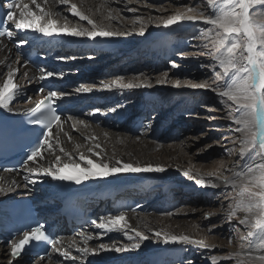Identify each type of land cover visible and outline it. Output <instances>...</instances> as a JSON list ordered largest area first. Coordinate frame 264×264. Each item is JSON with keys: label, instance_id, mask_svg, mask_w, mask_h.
Returning <instances> with one entry per match:
<instances>
[{"label": "snow or ice", "instance_id": "1", "mask_svg": "<svg viewBox=\"0 0 264 264\" xmlns=\"http://www.w3.org/2000/svg\"><path fill=\"white\" fill-rule=\"evenodd\" d=\"M59 3L68 5L67 10L70 15L78 17L81 21L86 20L91 25V29L72 28L68 24L67 17H65V23L61 25L56 19L51 18L53 13L46 11L41 3H38V0H31V5H35L36 10H33L27 3L21 4L19 0H13L8 7L9 9L20 8V18L14 20L13 12L9 11L6 22H14L16 30L31 31L44 37L87 38L94 42L99 39L101 43L129 34L106 30L104 27L98 26L81 12L76 4H70L69 0H59ZM206 4L213 10L214 14L205 15L203 11H199L196 7L186 6V11L170 15L157 23L156 26L169 28L185 21L209 26L203 30V36L207 40L203 47L208 48L211 45V48L203 54L211 56L215 62L214 65L209 66L215 79L211 84L207 80L200 83L186 81L184 86L214 92L227 109V116L230 120L228 127L233 134H239L233 140V143L235 144L238 141L240 158L244 163L236 166L237 170L231 179L228 177H221V179L225 185L232 184L234 187L239 188L237 207L242 208L246 213L245 217L239 220V225L249 229L246 235L241 236V241L247 243L248 250L245 255L252 264H255L256 261L259 264H264V255L255 257L252 255L254 247L264 250V24H257L252 12V9L257 5H264V0H206ZM129 11L135 12L136 9H129ZM145 29L146 25L141 23L137 34L143 36ZM5 35L11 38L13 35L12 30H0V37ZM26 43V40H19L17 46H23ZM57 59L67 61L75 59V57H57ZM171 66L177 67L178 65L173 61ZM217 67L220 69L219 71L216 70ZM16 71L10 70L4 77L3 82L0 83V108L9 111H12L9 107L10 103L18 95L24 94L20 86L15 83ZM39 72L40 74L36 79L41 82V85L45 81H51L56 77L63 78V73L57 74L43 67L39 69ZM27 75L25 73V76ZM122 81L123 77H117L110 84L103 82L102 84L105 89L113 87L119 89L151 87V83L130 82L125 84ZM166 82V76L165 79L156 81L158 85ZM172 86L181 87V81L177 79ZM77 91L87 93L92 91V88L80 87ZM37 94L45 95L35 107L28 110L29 114L33 116L39 114V118H34L30 122L33 125L43 126L45 130L25 161L26 170L33 176L51 177L53 180L81 185L90 180L105 179L119 174L164 173L167 170L163 166L153 164L139 165L119 160L112 162L106 157L101 145L98 143L94 144V147L88 148V153L91 155L81 152L78 157H73L71 153L65 152L64 148L60 147L59 151L68 158V162H62L61 156L56 155L55 163L45 167L40 161L44 159L45 151H54L52 141L55 140L56 144L59 145L61 143V133L68 136L63 125L67 121H73V127H75L76 123L82 124L84 121L77 120L72 115L65 117L63 113L57 111V102L69 93L54 88L46 89L41 86L38 88ZM117 110V108L110 109L111 112ZM94 113L104 114L100 109L93 110L89 114ZM232 125H235V127L233 128ZM53 129H56V131L54 132ZM86 139L94 140L95 138L87 137ZM96 149L101 150L97 151ZM230 151L226 149V152ZM249 160L253 162L248 163ZM29 162L37 166L28 167ZM5 171H13V169H5ZM227 171H232V169ZM184 175L189 174L184 173ZM237 181H239L238 184ZM30 183H37V181L31 180ZM197 183L205 185V180L200 179ZM0 191L3 190L0 189ZM235 215V211L230 213V217ZM92 223L104 231H122L127 239L133 242L120 247L112 245L111 249L109 245L105 244H101L99 249L77 247L76 251L81 254V257L95 254L100 250L114 249L117 252L138 250L141 248L142 243L149 239L143 232L130 227L125 212H121L119 215H110L107 219L101 217L99 223L95 220ZM129 232H134V235H130ZM154 235L157 239H160L162 234L155 232ZM90 238L84 237V242L87 243ZM33 242L50 246L55 253H58L59 257L70 261L71 264H76V261L81 259V257L73 256L68 250L61 249L58 246L61 242L60 237H53L49 234L45 230L44 224H38L32 227L30 231L23 233V238L12 246V257L20 255ZM163 242L165 244H197L201 248L207 247L203 241L194 240L188 235L163 234ZM241 247H244L243 243ZM45 257L51 258L49 253H45V256H42L41 259L43 260ZM229 258L231 259V257ZM213 264H215V261H213ZM237 264H240V262L238 261Z\"/></svg>", "mask_w": 264, "mask_h": 264}, {"label": "bare ground", "instance_id": "2", "mask_svg": "<svg viewBox=\"0 0 264 264\" xmlns=\"http://www.w3.org/2000/svg\"><path fill=\"white\" fill-rule=\"evenodd\" d=\"M97 1L69 0L70 4H76L78 9L81 12H83L86 16H88L90 19H92L98 26L104 27L106 30L119 31V29H116L115 26L113 25L115 21L119 22L120 24L123 22L122 20L119 19V16L117 14V10H118L116 8V6H118L117 0H102V1L97 0ZM19 2L21 4L27 3L32 7L33 10H36L35 5H31V0H20ZM38 3H41V5L45 8L46 11H50L51 13H53L51 18L56 19L58 23H60L61 25L65 23V17H67L68 24L70 27L91 29V25H89L86 20L85 21L79 20L80 22H76L72 20L70 22L69 19L71 15L67 10L68 5L60 4L59 0H38ZM20 11H21L20 8L18 7L14 8V13H13L14 20H18L20 18L19 17ZM62 15H64V17H60ZM11 24L13 26L12 37L7 39H0V83L3 82L4 77L10 70H17L15 83L18 86H20L24 94L18 95L10 103L9 107L12 109V111L0 108V113L23 114L26 112L27 109H30L31 107L35 106L46 94V93L37 94V92L35 91V87L41 84V82H39L36 79V77L39 76L40 72L36 71L35 67L26 61L25 59L26 50H24L23 46H17V41L19 40H26L28 44L36 43L45 46L47 50V56L43 58V60L45 61L44 69L53 71L54 73L57 74L63 73V78L56 77L51 81H45V82L57 83L58 86L57 88L59 89V91L66 93L72 90L71 88L74 87L73 83L77 79H79V77L78 78L76 77L77 79L76 78L72 79V77H74L72 74L80 73V72L82 73L83 70L80 69L85 64L81 63V61L78 63V59H79L78 57H75V59H69V61L72 60V62L69 63L67 61L58 60L57 57L76 56L74 54V51L76 52V54L77 52L80 53L83 52L84 54L91 53L92 56H97L99 52L106 51V53H100V54L105 55L106 60L110 62L107 65L105 64L99 65L98 63L99 61L86 64L88 66H92V68L89 67V69L92 70L91 75H93V77L87 78L85 80L81 78L82 80L80 81H88V82L96 81L98 77L100 78L103 77V76L101 77L99 74V72L102 73V71H106L108 72L107 74H111V75L122 71L129 72L127 68L136 67V65L139 64L140 61L147 63V64H143V66H145V69H150L152 71L155 70L159 71L160 69L163 70V68L161 67L162 65L161 62L159 64L156 63L153 64L151 62V59H147L146 57L145 59L142 58V54H134L139 52L142 53L143 52L142 49L147 43L144 44L139 51L136 48L126 47L128 48L126 49L128 52H125L126 51L125 50L122 51L120 54H115V52L119 50L117 48L122 47L124 43L123 39L120 37L111 39L104 43H101L99 39L94 42L88 40L87 38H76V37H66V36L44 37L39 33H34L31 31L22 32L20 30H16L14 22L11 21ZM160 36H163V40H164L167 37H169V34L164 30L156 31L154 37H160ZM150 37H152V35ZM152 44L154 45V47L152 45L151 46L155 48L153 50L157 51L156 48H158V43L154 42ZM108 51L110 53H107ZM158 51L162 52V50L159 49ZM161 52L160 54H162ZM170 52H172V48L168 46V53ZM113 55L117 57L116 60L114 59ZM126 55H129L127 58L132 59L134 64H129L130 65L129 66L127 64L122 65L119 63V58L120 57L126 58ZM161 59L164 58L162 57ZM94 66L96 67L97 72L93 71ZM140 66L142 65H138L137 67ZM78 67H80V69H77ZM132 71L136 73L139 72L140 69L136 68L133 69ZM25 73H27L28 75L25 76ZM152 78L153 77H150L149 79L151 80ZM27 87H30L29 91H26ZM111 90H114V92ZM131 90L132 89H130V91ZM128 94L129 93H127L126 89H119L113 87L110 89L103 88L101 90L90 91L87 93L82 91H77L76 93L75 92L69 93V95L63 97L60 101H58L60 105H62V107L78 105L81 110H86V109L88 110L84 116L75 117L77 120L84 121V123L82 124L76 123L75 127H73V121H67L63 125V127H64V131L68 133V136H65L63 135V133H61L60 135L61 143L59 145H57L55 140H53L52 144L54 151H47V152L45 151L44 159L40 161V163L43 164L45 167L53 165L55 163L56 155L61 156L62 162H68V158L59 151L60 147H63L65 152L71 153L73 157H78L79 153L81 152L91 155L90 153H88V148L94 147V144L98 143L101 145V149L106 154V157L112 162L119 160L123 162L139 164V165H146V164L159 165L167 169L164 173L119 174L117 176H110L105 179L90 180L82 183L81 185H76L71 182H62V181L53 180L51 177L33 176L30 172L26 170V167H24L18 173L4 174L0 172V189L3 190L0 191V201L31 194L35 196L37 200H45L46 197H50L49 202L54 203V206H56L57 203H61L64 199L74 194L75 191H80V190L90 191L95 189L99 191V193H104L114 187L122 188V186L126 182H129L134 184V187H139L141 191L146 194L148 199H150V197L156 196L157 199L161 200L160 198L165 194L157 195L158 192L160 191H155V188L159 185L166 186L169 192L168 194L169 197L174 198L176 201H179L182 204L181 198L189 197L186 196L188 195L187 192L190 193V196L194 195L196 193L195 192L196 190L193 189L188 191L187 187L190 186L188 184H184V186L187 187H183L178 184L171 186L174 183L173 178H176L175 173L177 170L182 172V175H184V173H188L189 175H187V177L204 179L205 185H199L198 183L192 182L193 184H198V186L196 187L200 191L204 192L203 195L208 194V192L212 189L215 190L218 187H224L229 185V184L225 185L222 182L221 176H218L219 175L218 173H214V172L207 173L204 172V170H201L200 168L195 170L193 169L195 172L192 169H185L186 167L193 165V160L188 157H185L186 154L184 150L185 148L190 147V143L187 141V139L185 140L182 138L180 142L175 143L173 146L164 147L162 143H160V140H163L165 137L170 138L171 140L172 139L177 140V139L171 138L170 136H165L163 138L164 135L160 136L159 139L155 138V136L153 135L154 131L151 128L144 129V127H141L142 122H143V126L146 124V118L144 119L140 110L116 111V112L118 111L127 112L126 116L120 119H115L120 121L124 120L126 122V125L124 126V128L127 127V129L125 128L126 131H122V129L117 127L116 125H113V128H110L108 126H105L103 123L100 125L96 124L88 118L89 113H92L93 110L100 109L106 111L105 109L95 106L96 100L104 101L105 99H114L120 101L121 103H125V102L130 103L131 102L130 100L133 98L132 95H136V94L131 93V96H129ZM29 97H31V99H29ZM157 97L158 96H156L155 99L151 100V99H147L145 96L146 100L143 102L140 108H144L145 105L147 104H149V107L150 104L152 106H156V103H158L159 105L161 104L162 105L161 107L156 106V108L152 107L154 109H150L151 111H153L152 115L150 114L149 117L150 121L152 119H155L156 121L159 120L158 114L160 113L162 114L160 110H165V111H170L171 116L173 117L171 125H173L175 123V120L180 118L181 116L180 111H182L183 113L185 110L183 109L179 110L178 108H174V110L168 109L169 105L167 101H165L164 99H157ZM106 112L109 116L116 113L111 111H106ZM94 114H98V113H94ZM121 115L123 116L124 114L121 113L118 114V116ZM113 116H116V114ZM167 120L168 118H166L163 115V117H161V124H164ZM176 126H179L180 128L186 130L185 126L181 127L179 124H175L174 127L171 126L170 130L176 128ZM181 130L179 131L175 130L176 132H174L173 135L181 136L180 135ZM53 131L55 132L56 129H53ZM184 134L186 135L188 133L186 132ZM87 137H94L95 139L94 140L86 139ZM163 141L165 142L167 140H163ZM182 143H185V148H182ZM101 149H96V150L100 151ZM161 158H164V160ZM27 166L36 167L37 165L29 162ZM223 173L224 171L220 170V175H222ZM210 174L213 176L209 181L210 177H208V175ZM31 180H36L37 183H30ZM137 191L139 190L137 189L128 190L130 194H133L134 192ZM198 194H202V193L198 192ZM198 194H195L194 196H192V198L197 199L198 197L199 199L201 195ZM193 205L194 204H192V206ZM151 206H153V204L152 202H149L148 207L152 208L149 209L150 214L157 211L156 208H153ZM108 209L109 208L107 206L104 207V213H106V210ZM193 209L194 207H190L188 210H185L183 212L181 211H176V212L178 215L182 216L187 214L186 211L188 213H191ZM169 211L171 210H167L166 212ZM132 212L134 213L136 212V214ZM138 212L142 213L143 211H138ZM125 213L128 219V223L132 229L139 231V228H142L144 234L149 236V239L145 240L142 243L140 249L131 250L126 258H132L133 260H140V257L147 256L149 258H152L151 259V261L153 262L152 264H158L159 261H162V254H164L167 258V262L165 264H176L174 263L175 260H181L179 248H181L184 244L187 243L165 244L163 242V234L177 235V236L188 235L190 238L194 240H198L199 236L201 237L203 236L201 232L198 233L199 236H195V231L197 229L194 226V224L188 221H178L177 218L176 219L167 218L164 220L161 219L158 220V218H156L155 215H151L152 217H146V216L142 217L140 214H137V211L135 210H130ZM109 216L110 215L104 214L101 217L107 219V217ZM155 232H160L162 234L160 239H158L161 241H158L156 239L154 235ZM189 232L190 234H188ZM105 233L112 234L113 237L118 235L125 236L124 232L122 231H105ZM129 234L134 235V232H129ZM84 237H91V238L88 240L87 243H85ZM125 239L129 243L133 242V241H129L126 236ZM13 242L8 244L4 242H0V264H21V263L25 264L24 262H20L22 260V256L16 260L11 258V246ZM93 242L95 241L92 240V236L90 235V232H85L81 237L77 235L75 238L61 239V242L58 246L61 247V249L63 250H68L73 256L81 257V254L76 251V248L87 247L92 249ZM213 242L216 243L215 240L212 241V243H208L204 241V244L207 245V247L203 248V249H207L206 252H210V253H213L215 250L216 253L213 255V257H211L212 258L210 259L211 261L220 262L222 261V259H227V258L229 259V257L233 258V256L230 255L227 257H220L221 251L219 247L214 246ZM192 245L198 246L197 244H192ZM185 246L187 245H184L183 247ZM183 247L180 249L181 253ZM231 253L233 252L231 251ZM258 253L259 252H254V257L257 256ZM98 256L99 255L96 254H89L86 257H81V259L77 260L76 264H101L100 262H104V261L112 262V261H123L126 259L116 255H111L109 253H105L104 256H102L103 258L102 260H97ZM35 264H71V262L64 260L62 257H59L58 253H55L53 251L51 258H48L44 261H40L37 259L35 261ZM255 264H259V262L256 261Z\"/></svg>", "mask_w": 264, "mask_h": 264}, {"label": "rangeland", "instance_id": "3", "mask_svg": "<svg viewBox=\"0 0 264 264\" xmlns=\"http://www.w3.org/2000/svg\"><path fill=\"white\" fill-rule=\"evenodd\" d=\"M117 5V14L119 16V19L123 21V24L115 21L113 25L116 29H119V32H125L129 34L120 37L123 39L124 43L122 47L117 48L119 50H115V54H120L122 51H125L128 48H136L139 51L140 48H142V46L147 43L143 47L142 53L139 52L134 54H142V58L145 59L146 57L147 59H151V62L153 64H159L161 62V67L163 68V70L160 69L159 71H152L150 69H145V66H143V64L147 63L140 61V63L137 64L136 67L127 68L129 72L113 74L106 77L103 76L102 78L98 77L96 81L91 82L80 81L82 79L85 80L87 78L93 77V75H91L92 70L89 69V67L92 68V66H88L86 64L99 61V65H107L110 62L106 60L105 55L100 54L106 53V51L99 52L97 56H92L91 53L84 54L83 52H77L76 54V52L74 51V54L76 56L73 57H78V63L81 61V63L85 65H83L81 69L80 67L77 68L83 70L82 73L80 72L72 74L74 76L72 77V79L76 77H79V79L76 78L77 80L73 83L74 87H72V90L68 93H76L77 89L80 87H89L93 89L92 91L101 90L104 88L102 82L109 84L117 77H123L122 82L125 84L130 82L151 83V87L133 88L131 91L130 89H126L127 93H129V96H131V93L136 94L132 95L133 98L130 100L132 103H130L132 109H136L139 103L145 100V96L147 99L151 100L155 99L156 96H158L157 99H164L165 101H167L169 105L168 109L174 110V108H178L179 110H185L183 113L182 111H180L181 116L180 118L175 120V123L173 125H171L173 117L171 116L170 111L160 110L162 114H158L159 120L161 121V117H163V115L168 118L164 125H162L163 132L161 133V136L164 135L163 138L170 131L173 134L174 132L182 129L179 126H176V128L170 130V127H174L175 124H179L181 127L185 126L186 128V130H181V136L176 135V137H179V139L171 140L165 137V140L167 141L164 142L163 140H160V143H162L164 147H170L175 143L180 142L182 138L185 140L187 139V141L190 143V147L185 148V143H182V148H185V157L193 160V165L188 166L185 169L195 170L200 168L201 170H204V172L218 173V176L228 177L229 179H231L234 175V172L237 170L236 166L238 164H243L244 161L240 158L238 141L235 144L233 143V140H235L236 136H238L239 134H233L228 127L230 120L227 116V109L224 107L219 97L214 92L202 89H191L184 86L186 81L192 83H200L207 80V82L211 84L215 79L213 72L209 67L210 65H214L215 62L213 61L211 56L203 54L211 48V45H209L208 48L203 47L204 44L207 43L206 38L203 36V30L207 29L209 26L199 23L193 24L187 21L170 26L169 28L156 26L157 23H160L168 16L173 15L177 12L186 11V6L196 7L199 11H203L205 15L214 14L213 10L208 7V5L206 4V0H117ZM129 9H136V11L132 12L129 11ZM252 12L254 13V20L256 21V23L264 24V5H257L252 9ZM60 17H64V15ZM72 20L80 22V19L78 17L70 16L69 21L71 22ZM141 23L146 25L145 34L143 36L137 34L139 28L141 27ZM160 30L168 32L169 37L164 40L163 36L154 37L155 32ZM151 35L152 37H150ZM154 42L158 43V48H156L157 51L153 50L155 49L153 48L154 45L152 44ZM168 46L172 48V52L170 53H168ZM158 49L162 50V52L158 51ZM125 52L128 51L126 50ZM160 52L162 54H160ZM107 53L110 52L108 51ZM128 56L129 55H126V58L120 57L119 63L122 65L134 64L132 59L127 58ZM89 57L92 58L90 59ZM162 57L164 59H161ZM114 59L116 60L117 57L114 56ZM173 61L178 65L177 67L171 66V62ZM67 62H72V60H67ZM138 65H142L140 66L141 70L135 73L132 70L138 68ZM216 70L219 71L220 69L217 67ZM93 71L97 72L95 66L93 67ZM165 76L167 77V82L158 85L156 81L165 79ZM150 77L153 78L150 80ZM177 79L181 81V87L179 88L172 86ZM29 90L30 87H27L26 91ZM111 91L114 92V90ZM156 106L161 107L162 105L156 103ZM156 106H152L150 104V107L156 108ZM181 118L184 120H182ZM232 127L234 128L235 125H232ZM186 132L188 134L185 135L184 133ZM226 149H229L231 151L226 152ZM161 159L164 160V158ZM252 162V160L248 161V163ZM228 169H232V171H227ZM220 170L224 171L222 175H220ZM212 176L213 175H208V177H210L209 181ZM175 177L176 178H173L174 183L171 186L179 184L183 187H187L184 186V184H188L190 185L187 187L188 191L195 189L196 193H202L199 194L201 195L200 198H192V196H194L195 194L190 196V193L187 192L188 195L186 196L189 197L181 198L182 204H179L178 207L173 208V210L169 212L156 211L150 214V212L141 213L137 211V214H140L142 217H152L151 215H155L158 220L177 218L178 221H188L194 224L197 229L195 231V236H199V232L203 234L202 237L199 236L198 240L208 243H212V241L215 240L216 243H213L214 246L219 247L221 251L220 257H227L229 255L233 256V258L231 259H222V261L220 262L215 261V264H237L238 261L240 262V264H252V262L249 261L247 255H245L248 250L247 243L241 241V236L246 235L249 229L243 225H239V220L243 219L246 215L242 208L237 207V203L239 200V188L234 187L232 184H229L228 186L218 187L215 190L212 189L208 192V194L203 195L204 192L200 191L196 187L198 186V184H193L197 183V181L200 180L199 178L184 176L179 170L176 171ZM238 183L239 181H237V184ZM191 203L194 205L192 206ZM190 207H194L191 213H188L186 211L187 214L180 216L176 212H183L185 210H188ZM149 209L152 208L148 207L147 210ZM233 211L236 212V215L230 217V213ZM134 214H136V212ZM103 231H99L98 228L95 232H90L92 240L95 241L92 244V249H99V246L101 244L109 245V247L112 245L120 247L130 244L128 241H126L125 236L118 235L113 237L112 234H107L105 233V231ZM139 231L143 232V229L139 228ZM188 234H190V232ZM230 240L231 242H229ZM242 243L244 244L243 248L241 247ZM184 245L187 246L183 247ZM184 245L182 246V253L180 250L182 247L179 248L181 259L179 261L181 262L183 260V262H178L177 264H213V261H211L210 259H212L211 257H213V255L216 253L215 250L213 253H210L206 252L207 249H203L200 246H193L192 244L188 243ZM130 251L117 252L114 249L100 250L95 254L99 255L98 257L101 256V259H103L102 256H104L105 253L116 255L121 258H126ZM231 251L233 253H231ZM254 252H259L257 256L264 255V250H260L255 247L252 249L253 257ZM184 257L185 260L183 259ZM20 262H24L23 259Z\"/></svg>", "mask_w": 264, "mask_h": 264}]
</instances>
